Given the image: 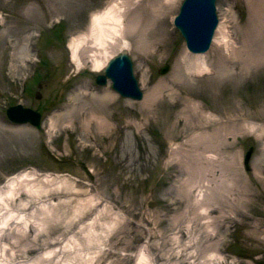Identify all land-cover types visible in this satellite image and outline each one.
<instances>
[{"label":"rangeland","instance_id":"obj_1","mask_svg":"<svg viewBox=\"0 0 264 264\" xmlns=\"http://www.w3.org/2000/svg\"><path fill=\"white\" fill-rule=\"evenodd\" d=\"M117 2L126 41L100 67L74 59ZM181 2L0 0V188L32 174L0 205V264H264V0H216L201 76L172 23ZM122 50L141 100L94 82ZM18 103L37 126L7 118Z\"/></svg>","mask_w":264,"mask_h":264},{"label":"water","instance_id":"obj_2","mask_svg":"<svg viewBox=\"0 0 264 264\" xmlns=\"http://www.w3.org/2000/svg\"><path fill=\"white\" fill-rule=\"evenodd\" d=\"M173 25L184 39L186 49L191 53L201 54L208 51L215 29L218 25L216 13V0H182L179 11L173 18ZM169 68L168 64L161 67L164 74ZM110 82L111 88L122 98L141 100L142 92L137 79L133 74V63L127 50L111 57L101 73L95 76V83L104 86ZM39 98V96L37 97ZM7 118L15 124L29 123L37 126L41 114L20 103L6 109ZM253 148L244 155L243 163L249 170V161Z\"/></svg>","mask_w":264,"mask_h":264},{"label":"bare ground","instance_id":"obj_3","mask_svg":"<svg viewBox=\"0 0 264 264\" xmlns=\"http://www.w3.org/2000/svg\"><path fill=\"white\" fill-rule=\"evenodd\" d=\"M167 1H169V0H167ZM159 8H161V7L152 6L151 8H149L150 9L149 13L151 15H154L157 12V9H159ZM125 10H127V9H125ZM123 11H124L123 7H121L120 4L118 6V2H117V3L112 4L108 8H106L103 12L96 14L92 19L89 32L87 34H85L84 36H82L81 38H79L78 40H73L72 44L70 45V47L72 49V57L74 59H76L77 55L79 53V50L84 49V51L81 52L82 55L88 54V58L93 62L95 67L102 66L99 58L102 54L106 53L108 44L109 43H115L118 40H122V41L124 40L123 30H124L125 26L122 24V18L124 16ZM150 14H148L149 15L148 17H150ZM142 22L143 21L139 20V18H133L131 20H128V23L126 25V29L131 30L133 28L134 29L138 28ZM125 41H123V42H125ZM86 47H89V50L86 51L85 50V49H87ZM143 48H145V47H143ZM185 67L189 71L198 74V76H201L202 74H205L207 72L210 73V70H209L208 66L206 65L205 60L203 59L202 55H199V54L195 55V57H193V59L191 58V60L189 62H187V65ZM175 80H180V73H177V78H175ZM31 176H32V174H29V173H19V174L15 175L14 177L8 179L7 182L5 183V185L0 188V205L7 206V204H6V202L8 201L7 199H13L15 196H17L19 194L20 191H19L18 181H19L20 177H21L20 179L22 180L23 178L27 179V178H30ZM31 180H33V179H31ZM29 181H30V179H29ZM32 186H33L32 184H26L25 188L32 190V188H33ZM9 201H11V200H9ZM7 207H6V209H7ZM3 211H4V209H3ZM9 213H12V212L10 211ZM2 218L0 217V224L8 225V223H9L8 220L2 219ZM144 254H145V250H141L140 257L143 259L147 256Z\"/></svg>","mask_w":264,"mask_h":264}]
</instances>
